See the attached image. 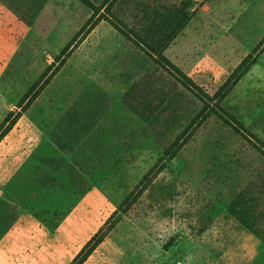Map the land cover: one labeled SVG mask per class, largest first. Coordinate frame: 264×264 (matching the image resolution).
I'll list each match as a JSON object with an SVG mask.
<instances>
[{
    "label": "rangeland",
    "instance_id": "rangeland-1",
    "mask_svg": "<svg viewBox=\"0 0 264 264\" xmlns=\"http://www.w3.org/2000/svg\"><path fill=\"white\" fill-rule=\"evenodd\" d=\"M92 237L81 264H264V0H0V264Z\"/></svg>",
    "mask_w": 264,
    "mask_h": 264
},
{
    "label": "trees",
    "instance_id": "trees-1",
    "mask_svg": "<svg viewBox=\"0 0 264 264\" xmlns=\"http://www.w3.org/2000/svg\"><path fill=\"white\" fill-rule=\"evenodd\" d=\"M88 5H90V7L92 8V9H94L95 10V8H94V6L93 5H91V4H89L88 3ZM184 24V22H182V21H180L179 23H177L173 28H174V30L173 31H171V33L165 38V42L163 43V44H161L159 47H158V49H157V51L158 52H161L163 49H164V47H165V45L167 44V42H169L175 35H176V33L179 31V28L182 26ZM250 65H251V63H249V64H245L244 62H242L234 71H233V74H232V76L233 77H235V81H237L238 79H240L242 76H244L246 73H247V71L249 70V68H250ZM95 237V236H94ZM94 237H92L84 246H83V248L81 249V251L79 252V254L77 255V258H78V263L79 264H81V263H83L86 259H87V257L92 253V251L95 249V247H96V244L98 243V242H94L93 244H91L92 243V241H93V238Z\"/></svg>",
    "mask_w": 264,
    "mask_h": 264
},
{
    "label": "crops",
    "instance_id": "crops-1",
    "mask_svg": "<svg viewBox=\"0 0 264 264\" xmlns=\"http://www.w3.org/2000/svg\"><path fill=\"white\" fill-rule=\"evenodd\" d=\"M48 118H49V117L47 116L46 113L42 114V116H41V124H42V125H43V124H46Z\"/></svg>",
    "mask_w": 264,
    "mask_h": 264
}]
</instances>
